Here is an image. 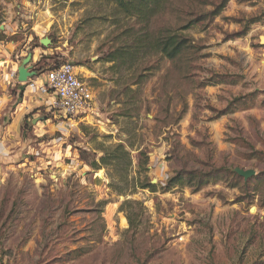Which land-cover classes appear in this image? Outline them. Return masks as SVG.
Here are the masks:
<instances>
[{
	"label": "rangeland",
	"instance_id": "1",
	"mask_svg": "<svg viewBox=\"0 0 264 264\" xmlns=\"http://www.w3.org/2000/svg\"><path fill=\"white\" fill-rule=\"evenodd\" d=\"M219 1L171 0L153 20L151 37L162 27L191 42L170 60L136 51L142 27L102 1L0 0V25L17 26L10 39L30 37L21 61L37 56L38 73L70 61L94 90L72 124L49 109L44 124L11 126L0 264H264V0H230L212 16ZM118 144L132 163L115 174L100 157ZM177 174L184 182L165 191Z\"/></svg>",
	"mask_w": 264,
	"mask_h": 264
},
{
	"label": "trees",
	"instance_id": "2",
	"mask_svg": "<svg viewBox=\"0 0 264 264\" xmlns=\"http://www.w3.org/2000/svg\"><path fill=\"white\" fill-rule=\"evenodd\" d=\"M109 4L113 7L114 11L121 16L135 18L136 22L142 27L138 29L141 33L135 39L137 46L135 49L139 51L142 47L144 48H155L157 49V54L162 58H168L174 60L181 57L188 49L191 48V42L187 36L180 34L179 32H170L171 29L166 30L165 28H157V37H151L150 26L153 20L160 15H163L167 9L170 7L171 0H97ZM230 0H220L218 5L214 7L211 15H219L228 5ZM202 18H196L192 24H195L197 20ZM190 27V26H186ZM145 40V41H143ZM142 41V42H141ZM34 55L31 62L34 60ZM61 63H56L50 68L52 69ZM35 66L37 69L40 65V61L37 62ZM33 68V67H32ZM33 70H35L33 68ZM45 70V71H46ZM37 71V70H36ZM38 72H42L39 71ZM132 163L130 152L126 149L123 144H118L112 147H104L103 155L100 157V164L105 166H113L115 174L121 171H128ZM147 163V162H146ZM93 167L98 169L100 165L94 162ZM237 178H244L237 172H231ZM186 176L183 174H177L168 179L166 184V190H170L173 186L177 184H182ZM193 177V183L197 184V189L203 187L207 182H204L201 178ZM194 179L196 181H194ZM247 181V180H246ZM138 187L143 189H150L151 191H156L158 185L151 183L147 180H139L136 184ZM130 220V219H129ZM131 222V221H130Z\"/></svg>",
	"mask_w": 264,
	"mask_h": 264
},
{
	"label": "built area",
	"instance_id": "3",
	"mask_svg": "<svg viewBox=\"0 0 264 264\" xmlns=\"http://www.w3.org/2000/svg\"><path fill=\"white\" fill-rule=\"evenodd\" d=\"M12 59L13 55L9 62ZM8 77L9 84L20 86L23 94L28 92L37 97H46L48 111L51 109L57 113L68 125L75 122L76 118L83 117L92 108L94 90L77 70V66L70 61L62 62L43 73L37 71L26 82L19 81L15 68H12Z\"/></svg>",
	"mask_w": 264,
	"mask_h": 264
},
{
	"label": "crops",
	"instance_id": "4",
	"mask_svg": "<svg viewBox=\"0 0 264 264\" xmlns=\"http://www.w3.org/2000/svg\"><path fill=\"white\" fill-rule=\"evenodd\" d=\"M17 33V26H13L11 23H3L0 25V34L6 36L5 39H0V114L4 113L7 115V110L12 111L10 114L11 117H9L12 121L7 127H0L1 152L7 150L9 142H7L6 139L11 135V131H13L11 126H14L17 121L20 122L26 117L24 123H29L28 121H31L33 126L37 127L38 125H35V123L38 120L42 119V121H40L42 124L49 120L42 118L43 116L46 117L43 111H48L46 97H37L35 95H30L28 92L23 94L20 86L16 87L9 84L7 79L8 75L6 70L10 56L13 55V58L15 57L16 60L12 59V63L14 64L13 68L18 70L22 62L20 56L22 57L23 54L26 53L25 50L30 44V37H27V41L25 39L22 43L15 39H10ZM38 50L39 48L34 47V51L37 52ZM36 59L37 56L34 57L33 61ZM29 66L34 68L33 62H31ZM10 104L13 107L9 106Z\"/></svg>",
	"mask_w": 264,
	"mask_h": 264
},
{
	"label": "water",
	"instance_id": "5",
	"mask_svg": "<svg viewBox=\"0 0 264 264\" xmlns=\"http://www.w3.org/2000/svg\"><path fill=\"white\" fill-rule=\"evenodd\" d=\"M42 44L47 46L50 44L49 39H42L41 40ZM33 58V55L30 54L26 59H23L21 65L18 68V75H19V81L20 82H26L30 77L36 75V72L32 69L31 66H29L31 60ZM236 172L244 177L246 180L253 176L255 174L254 169H241V168H236Z\"/></svg>",
	"mask_w": 264,
	"mask_h": 264
},
{
	"label": "bare ground",
	"instance_id": "6",
	"mask_svg": "<svg viewBox=\"0 0 264 264\" xmlns=\"http://www.w3.org/2000/svg\"><path fill=\"white\" fill-rule=\"evenodd\" d=\"M124 219V218H123ZM126 219V218H125Z\"/></svg>",
	"mask_w": 264,
	"mask_h": 264
}]
</instances>
